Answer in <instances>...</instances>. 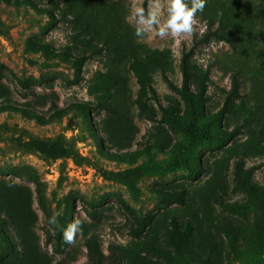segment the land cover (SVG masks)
Wrapping results in <instances>:
<instances>
[{"label": "rangeland", "instance_id": "obj_1", "mask_svg": "<svg viewBox=\"0 0 264 264\" xmlns=\"http://www.w3.org/2000/svg\"><path fill=\"white\" fill-rule=\"evenodd\" d=\"M35 2L52 8L55 25L48 13L32 5L0 0L4 81L24 101L16 79L42 77L45 83L33 87L35 93H55L59 106L68 110L48 119V102L46 121L0 111V187L27 195L36 215L25 250L10 226L20 253L27 256L24 264H54L53 258L69 251L75 252L74 264H85L83 231L93 225L105 256L112 255L111 246L118 256L119 262L108 258L105 264H134L137 257L151 256L149 243L167 246L174 220L179 232L193 225L189 237L203 254L194 264H204L207 254L211 264H256L259 257L264 264V235L254 231V214H232L220 206L221 201L246 198L232 189L233 166L241 157L247 166H257L254 178L264 186V0H207L193 18L191 35L148 33L141 41L130 9L147 8L148 0ZM161 10L166 16V6ZM211 30L227 38L211 36L204 42ZM33 40L87 54L82 80L69 84L75 77L73 64L30 48ZM184 51H191L193 91L202 73L208 83L205 113L195 124L198 132L206 130V137L190 149L184 129L166 122L160 108L170 107L181 123L189 121L185 103L167 81L181 85ZM74 101L90 102L89 116L70 108ZM31 138L50 141L53 150L42 153L20 144ZM38 187L49 214L59 213L56 226L69 219L72 204V222L85 225L63 254L47 241V231L53 229ZM93 200L98 219L85 210ZM132 225L141 229L139 237L131 235ZM226 228L235 233L236 248ZM6 256L0 236V258Z\"/></svg>", "mask_w": 264, "mask_h": 264}, {"label": "trees", "instance_id": "obj_2", "mask_svg": "<svg viewBox=\"0 0 264 264\" xmlns=\"http://www.w3.org/2000/svg\"><path fill=\"white\" fill-rule=\"evenodd\" d=\"M6 2L14 3H26L32 5L34 8L42 10L48 13L52 19V25L56 24V19L52 8L43 7L38 5L35 0H4ZM211 36H215L219 39H225L223 33L219 30L207 31L202 37L204 42H207ZM30 48H35L43 51L48 57L55 58L61 57L70 61L75 68V77L73 80L68 81L69 84L79 83L83 78V66L88 58L87 54L82 53L81 55L73 54L66 47L61 50H56L48 42L44 41H30ZM191 51H184L180 68L182 73V82L180 86L173 85V83L167 79L169 85L177 91L181 99L187 107V116L189 121L187 123H181L177 121L176 113L170 107L160 106L163 118L166 122L174 124H179L180 127L184 129L187 134L188 142L187 148L190 149L195 146L200 140L206 137V130L203 132H198L196 130L195 124L198 118H201L205 113L204 101L206 99V91L208 87L207 74L202 73L198 81L197 91H193L191 86L192 80V67L191 64ZM6 66L0 63V111L5 110H16L21 112L23 115L31 116L37 118L38 120L46 121L44 114L48 113V119H52L63 115L68 108L60 107L57 103L58 96L55 93L48 94H36L33 87L37 85H42L45 83L44 79L41 78H17L16 83L20 88V92L24 98V101L16 99L13 95L11 87L4 81L7 77ZM238 84L234 80L233 90L237 91ZM35 96L33 99H28L29 96ZM50 102L47 111L44 113V106ZM227 104V101H226ZM70 108H76L88 116L92 109V104L88 101H74L69 104ZM176 122V123H175ZM23 147L28 150H38L40 152H50L53 147L50 146L52 143L50 141H44L39 139H30L29 141H24L22 143ZM256 165L247 166L245 160L241 157L237 159L233 166L232 189L235 192H241L245 195V200L239 202H228L221 201L220 206L224 212L232 214H245L247 212H252L254 214L255 221V233L264 235V186L260 185L254 178ZM38 196L40 205L46 214L47 222L51 217L49 214L43 200V194L38 187ZM122 201V200H121ZM123 202V201H122ZM124 203V202H123ZM86 212L93 219L99 218V212L97 211L98 202L93 200L87 202ZM71 211L69 219L66 220L65 224L50 225L53 232L47 231V241L53 245L54 251L58 254H63L66 252L67 248L70 246L69 243H65L63 240V229L66 228L70 223H72L73 218V204L71 205ZM36 215L30 209V198L24 194H15L12 189L7 187H0V236L5 242V251L7 252L6 259L0 258V264H24V258L27 256L20 253L19 243L12 238L11 224L16 230V235L21 239L22 246L24 250L27 248V242L30 239L27 237V233L30 231L29 227L35 225ZM85 226L84 224H80ZM141 225V224H140ZM193 231V225L188 223L183 232L178 231V225L174 220L172 229L167 232L166 237V247H161L157 243H149L148 250L151 256L148 257H137L134 264H194L196 262H201L203 259V254L199 251L196 246L194 239L190 238ZM224 233L229 238L230 243L235 247V233L229 229H223ZM131 235L134 237H139L141 233L140 228L131 226ZM84 245L87 248V261L85 264H105L106 259L109 262H119L118 256L116 255L113 246H111L110 256H105L101 248L100 235L95 228V226H90L83 231ZM31 242V241H30ZM236 248V247H235ZM174 251V252H173ZM75 252L69 251L66 255H63L59 259H54V264H74L75 262ZM163 260H165L164 263ZM45 262L44 259H42ZM212 260L210 254L205 255L204 264H211ZM256 264H263L261 258L256 260Z\"/></svg>", "mask_w": 264, "mask_h": 264}, {"label": "clouds", "instance_id": "obj_3", "mask_svg": "<svg viewBox=\"0 0 264 264\" xmlns=\"http://www.w3.org/2000/svg\"><path fill=\"white\" fill-rule=\"evenodd\" d=\"M207 0H165L162 5L160 0H148V6L134 5L130 9V18L135 24V36L138 41L145 38L148 33L164 38H173L191 35L193 32V18L198 12H203ZM166 6V16L162 7ZM128 19V17H126ZM59 213L48 219L50 225H58ZM80 229V221L73 220L63 229V240L71 244Z\"/></svg>", "mask_w": 264, "mask_h": 264}]
</instances>
